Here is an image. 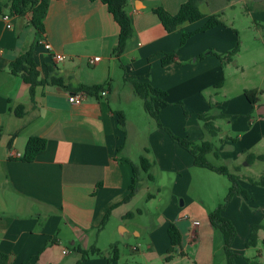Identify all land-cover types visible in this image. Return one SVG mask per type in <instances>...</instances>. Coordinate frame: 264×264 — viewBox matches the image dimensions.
I'll use <instances>...</instances> for the list:
<instances>
[{
    "label": "crops",
    "instance_id": "crops-1",
    "mask_svg": "<svg viewBox=\"0 0 264 264\" xmlns=\"http://www.w3.org/2000/svg\"><path fill=\"white\" fill-rule=\"evenodd\" d=\"M203 1L200 9L206 17L169 32L154 8L176 14L185 0H129L126 10L134 33L120 56L114 53L119 25L100 0H48L42 35L29 13L14 15L6 8L13 23L8 28L0 10V251L9 255L10 264H78L82 257L75 249L78 245L103 252L85 264H125L129 262L124 245L146 253L140 249L141 239L149 259L165 264L177 258L188 264L217 263L215 237L221 233L224 253V236L209 214L222 203L230 183L222 174L196 166L190 151L149 114L147 118L131 82L139 78L166 91V103L158 102L162 123L193 143L212 141L218 159L224 154L233 161L247 152L261 155L254 150L264 141V107L248 101L247 87L232 93L229 81L245 67L241 69L235 56L223 60L217 55L244 43L226 8L248 0H222L220 7L209 11L203 10ZM256 5L264 11V2ZM248 11L251 14L249 6ZM212 14H219L223 24L198 32L181 45L183 34L202 28ZM261 22L264 18L259 22L254 18L251 26ZM42 38L52 44V52L40 43ZM32 47L41 77L61 78L63 87L41 84L32 95L30 84L11 72V62ZM56 52L65 59L56 61ZM165 53H175L168 65L162 64ZM201 54L205 55L198 58ZM236 55L241 57V49ZM94 58L98 62L92 65ZM80 84L104 85L107 94L71 103L68 93ZM211 103L212 113L231 115L228 130L218 123L223 118L215 120L219 131L213 137L198 117L210 110ZM19 105L24 106L22 116L14 112ZM117 112L126 117L125 130ZM32 136L46 138L47 147L34 161H22L19 157ZM142 156L152 166L142 174L136 194L124 202L133 177L126 159L138 163ZM242 197L247 196L236 195L227 207ZM148 211L152 220L146 223ZM131 212L134 215H127ZM192 220L200 224L195 226ZM170 222L182 235L174 253L168 252ZM131 238L137 242L131 244ZM114 243L119 258L110 261Z\"/></svg>",
    "mask_w": 264,
    "mask_h": 264
},
{
    "label": "trees",
    "instance_id": "trees-1",
    "mask_svg": "<svg viewBox=\"0 0 264 264\" xmlns=\"http://www.w3.org/2000/svg\"><path fill=\"white\" fill-rule=\"evenodd\" d=\"M48 0H0V10L2 14L4 10L8 8V12L14 15L25 16L30 14V22L37 30L38 34L42 35L45 33L44 16L48 10ZM108 8L109 12L112 14L114 19L119 25V40L118 44L114 50L117 56H120L126 49L129 39L133 36L134 27L131 16L128 14L126 8L129 0H100ZM203 0H185L182 3L179 11L176 14H171L163 7L154 8V12L158 15L160 21L162 22L165 29L169 32L174 31L177 27L184 24L185 22H195L198 21L206 15L201 11L200 4ZM219 24H223L220 19L219 14H212L207 18L205 25L199 30L184 33L181 38V45H184L186 41L194 34L209 30ZM239 51V44L235 46L232 50L225 53H217V55L223 60H233V56ZM211 52V51H210ZM205 54H201L198 58H202ZM175 60V53H165L162 57V64L168 65ZM10 70L15 75H21L25 82L30 84V92L33 95L35 88L41 84H57L59 86H64L63 80L55 76L50 75L48 78H42L40 70L34 60V48L32 47L24 54L18 56L10 64ZM135 93L143 100L144 108L146 112L153 117L158 126L164 128L171 138L186 148L194 156V163L198 167L207 168L216 173L226 175L230 180V187L228 193L222 203H220L216 209L210 212L209 219L212 225L220 229L224 236V251L227 258V264H235V258L237 254L233 250V241L236 236V228L233 222L224 215V211L230 201L236 195L244 194L247 192L239 184V176L233 173L225 165H217L210 161L208 158L209 154H214L216 158H219V151L215 144L210 140H202L200 143L196 144L187 138H182L176 135L170 128L166 127L160 119V105L159 103H166L167 92L152 86L146 81L139 80V78L131 79ZM221 85V84H220ZM105 89L104 85H93L88 86L85 84H80L74 92L85 91L92 95H99V93ZM260 90L256 88L246 89L245 95L248 101L255 105L259 102ZM215 104L211 103L210 110L206 113L198 114L200 120L204 123L205 130L212 136L218 134L219 128L215 125V120L218 118L231 117L230 114L219 113L214 114L211 110L214 108ZM17 116H22L24 113V106L19 105L14 109ZM119 116V124L122 129L125 130L126 117L123 112H117ZM188 115V113L186 112ZM47 147V139L41 136H32L29 138L25 152L19 157L20 160L31 162L34 161L37 156L42 153ZM246 152V150H244ZM248 163H252L255 159H264L263 155H255L254 153H249L247 155ZM132 165L133 177L131 184L129 186V194L125 197L124 202L129 201L137 192L140 181L142 179V174L148 172L152 166L151 161L142 156L139 163H135L130 159H126ZM149 178L152 179V175L149 174ZM254 183L264 187V174H262ZM112 209V208H111ZM111 209L108 210L102 225H104L110 216ZM127 215H134V213H129ZM260 226L254 225L251 238L247 245H252L255 243L257 238V230ZM168 233L171 239V246L168 250L169 253H174L177 250V246L181 245L182 235L180 229L174 222H170L168 225ZM78 252L82 254L81 259L78 264H85V262L95 254H103V252L96 246H92L89 249H84L80 245L75 248ZM110 261H115L119 258V249L117 243H114L110 247ZM167 259H171L168 255ZM0 264H10L9 255L5 252L0 251ZM129 264V263H125ZM220 264V263H212Z\"/></svg>",
    "mask_w": 264,
    "mask_h": 264
},
{
    "label": "rangeland",
    "instance_id": "rangeland-1",
    "mask_svg": "<svg viewBox=\"0 0 264 264\" xmlns=\"http://www.w3.org/2000/svg\"><path fill=\"white\" fill-rule=\"evenodd\" d=\"M222 0H205L203 1V10L209 11L214 7H220ZM257 1L248 0L247 4L243 2L236 3L234 7H227V18H234L235 27L239 28L242 33L243 44L239 45V51L241 49V57L234 55L238 58V64L241 67H245V70L239 71L238 74H234L233 79L229 81V86L232 88V93H240L243 87L248 89L256 88L260 90L259 102L260 107H264V24L261 22L260 26L253 27L251 24L254 22V18L261 20L264 18V11L260 10ZM248 6L251 9V14L248 11ZM249 12V13H248ZM254 15V16H253ZM251 26V29L249 28ZM256 32V33H255ZM238 45V44H237ZM238 51V52H239ZM225 98H221L224 100ZM138 102L143 100L138 97ZM145 110V108H144ZM254 111V112H253ZM147 118H150L145 110ZM257 117L255 110H252V116ZM153 118V117H152ZM231 117L218 119L219 125H222L224 130L230 129L228 120ZM153 120V119H150ZM236 136V134L234 133ZM211 137H213L210 134ZM256 153L264 156V141L256 147L254 150ZM247 155H244L239 160H232L229 157L216 158L214 154H209L210 161L217 165L227 166L233 173L239 176L240 186L247 192V197L241 199H235L232 205L227 207V218H229L236 228V236L233 241V250L237 254L235 258V264H264V187L254 183L262 174H264V159H256L253 163L247 164ZM139 163V162H138ZM224 180L230 183V180L226 175H223ZM231 184V183H230ZM225 199V198H224ZM222 200V202L224 201ZM141 207V206H140ZM225 215V213H224ZM146 223L151 222V214L149 211L143 217ZM259 225L257 230V238L254 244L247 245L253 232V226ZM219 237H215V261L220 264H227V258L225 252L221 247L223 242L222 235L219 233ZM140 241V240H139ZM141 250L148 252V246L146 242L141 239ZM137 240L131 238L130 243L134 244ZM125 251V261L130 264H165L163 261H156L155 259H149L146 253L131 251L130 246L124 245L122 247ZM179 259V260H178ZM173 264H188L184 259L177 258Z\"/></svg>",
    "mask_w": 264,
    "mask_h": 264
},
{
    "label": "built area",
    "instance_id": "built-area-1",
    "mask_svg": "<svg viewBox=\"0 0 264 264\" xmlns=\"http://www.w3.org/2000/svg\"><path fill=\"white\" fill-rule=\"evenodd\" d=\"M2 20L6 23V26L8 28H12L13 27V23L12 21L10 20V17L7 15V14H3L2 15ZM40 43L45 47V49L49 52H52L53 51V46L52 44L46 40L45 38H42L40 40ZM53 57L56 61H63L65 59V56L64 54L62 53H54L53 54ZM98 62V58H94L93 60H91L90 64L94 65ZM106 95L107 92L106 90H102L99 95ZM97 95H92V94H89L88 92H85V91H77V92H72V93H68V100L71 102V103H75V104H79V103H82L84 101H86L88 98H91V97H96ZM192 223L193 225L195 226H198L200 224V221L199 220H192ZM179 246H177L176 248L178 249ZM134 249H136V247H134ZM66 252V251H64Z\"/></svg>",
    "mask_w": 264,
    "mask_h": 264
},
{
    "label": "water",
    "instance_id": "water-1",
    "mask_svg": "<svg viewBox=\"0 0 264 264\" xmlns=\"http://www.w3.org/2000/svg\"><path fill=\"white\" fill-rule=\"evenodd\" d=\"M41 1V0H40ZM255 1H257V2H264V0H255Z\"/></svg>",
    "mask_w": 264,
    "mask_h": 264
}]
</instances>
